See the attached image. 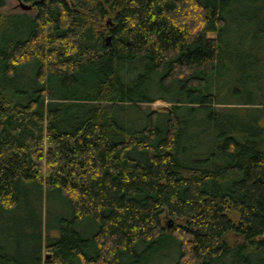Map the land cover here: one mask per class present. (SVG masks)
<instances>
[{
  "label": "trees",
  "instance_id": "obj_1",
  "mask_svg": "<svg viewBox=\"0 0 264 264\" xmlns=\"http://www.w3.org/2000/svg\"><path fill=\"white\" fill-rule=\"evenodd\" d=\"M19 1L0 264H264V0Z\"/></svg>",
  "mask_w": 264,
  "mask_h": 264
},
{
  "label": "rangeland",
  "instance_id": "obj_2",
  "mask_svg": "<svg viewBox=\"0 0 264 264\" xmlns=\"http://www.w3.org/2000/svg\"><path fill=\"white\" fill-rule=\"evenodd\" d=\"M20 1L19 0H7V2L5 3L4 7L2 8L3 12H7V13H22V12H27L28 14H34L35 10H23L19 7ZM168 106L167 103L164 102H155L152 104L153 108H161V107H166ZM46 207L50 210L49 214H50V218L51 221L55 220V217L57 215L58 210L62 211L63 207L59 204V202H57L56 200H51L48 202V204L46 205ZM44 216H46V209H44ZM166 221L170 222V218H165ZM173 223L171 222L170 226H167V231H170L172 229ZM48 254H50L49 252H47L46 250L43 251V255L47 256ZM149 264H166L165 262H159L158 260L156 261H151Z\"/></svg>",
  "mask_w": 264,
  "mask_h": 264
},
{
  "label": "water",
  "instance_id": "obj_3",
  "mask_svg": "<svg viewBox=\"0 0 264 264\" xmlns=\"http://www.w3.org/2000/svg\"><path fill=\"white\" fill-rule=\"evenodd\" d=\"M19 7H20L21 9H23V10H30V9L32 8V5H30V4H26V3L20 1ZM49 257H50V254H48V255L46 256V258H49Z\"/></svg>",
  "mask_w": 264,
  "mask_h": 264
}]
</instances>
